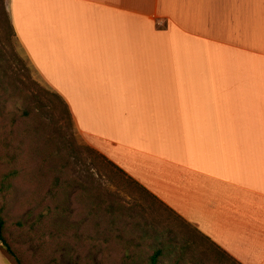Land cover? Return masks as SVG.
Returning a JSON list of instances; mask_svg holds the SVG:
<instances>
[{"label": "crops", "instance_id": "obj_1", "mask_svg": "<svg viewBox=\"0 0 264 264\" xmlns=\"http://www.w3.org/2000/svg\"><path fill=\"white\" fill-rule=\"evenodd\" d=\"M9 13L88 146L238 264H264V0H9Z\"/></svg>", "mask_w": 264, "mask_h": 264}, {"label": "rangeland", "instance_id": "obj_2", "mask_svg": "<svg viewBox=\"0 0 264 264\" xmlns=\"http://www.w3.org/2000/svg\"><path fill=\"white\" fill-rule=\"evenodd\" d=\"M8 12L9 0H0V216L22 263L149 264L148 244L170 239L165 264H233L168 207L102 169L54 90L18 42L9 44Z\"/></svg>", "mask_w": 264, "mask_h": 264}, {"label": "trees", "instance_id": "obj_3", "mask_svg": "<svg viewBox=\"0 0 264 264\" xmlns=\"http://www.w3.org/2000/svg\"><path fill=\"white\" fill-rule=\"evenodd\" d=\"M6 18L8 20L7 21V27H8V30H9V39H8V41H9V44H12V38H13V40L14 39L16 40V36H15V32H14V29H13V25H12V22H11V17H10V13L9 12H8V15L6 16ZM12 46H13V44H12ZM51 94H52V96H54L59 101V103H60V107L59 108H61V110L64 112L66 118L69 120V122L72 123L73 128L76 130V128L74 126L75 124H74V120H73L72 114H71V112H70V110H69L66 102L60 97V95L57 92L53 91ZM24 114H27V112H25ZM84 146H85V149H87L88 151L92 152L99 159H101L102 161L105 162V166L107 168L105 166H103V167L101 166L103 170H104V168L106 170L111 169L113 172H115L114 175H115L116 178H119L123 182L124 181L125 182L126 181H129L130 184H132L133 186H136L137 188H139L143 192L144 195L151 196L152 198L155 199L156 202L163 204L155 196H153L146 189H144L139 183H137L136 181H134L124 171H122L119 167H117L110 160H108L104 155L100 154L98 151H96L92 147L88 146L87 144H84ZM95 165L98 167V163H95ZM99 172L101 173L102 171H99ZM108 177H109V175H108ZM177 217H179V216H177ZM4 226H5L4 219L0 216V252L6 257V259L9 262V264H23L22 261L16 256L15 252L13 251V249L11 248V246L9 245L6 236L4 235ZM196 233L198 234V232H196ZM196 236H197V238L202 239L204 242H206L207 240H209L202 233H199ZM157 237L160 238L161 236L160 235H157ZM190 241H191V245H192L193 244V240L190 239ZM210 243H208V244L211 246L210 247L211 248V251L217 257H220V255L223 254L233 264H238L231 257H229L225 252H223L216 245H214L211 241H210ZM171 245H172V241L170 239H165V240L158 239V240L152 241L150 243V245L148 244V246L154 251L153 254H151L149 256V260H148L149 264H165L166 260L163 258V255H164L165 252L172 251ZM184 245L188 246L187 247L188 249L191 246L190 244H188V242H184L181 245V248ZM168 253H170V252H168ZM186 258L187 257H181V258L180 257H176L175 258V261L173 262V264H185L184 262L186 261ZM217 259H219V258H217ZM193 260H196V258H193Z\"/></svg>", "mask_w": 264, "mask_h": 264}]
</instances>
